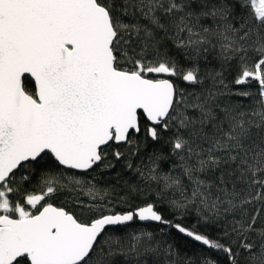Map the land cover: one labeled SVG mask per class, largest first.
Here are the masks:
<instances>
[{
    "label": "snow or ice",
    "instance_id": "6c2138e0",
    "mask_svg": "<svg viewBox=\"0 0 264 264\" xmlns=\"http://www.w3.org/2000/svg\"><path fill=\"white\" fill-rule=\"evenodd\" d=\"M165 133L171 170L154 154L137 171L218 238L165 218L135 185L119 203H143L105 207L109 191L80 175ZM136 221L222 258L182 256L164 228L127 231ZM0 264H264V0H0Z\"/></svg>",
    "mask_w": 264,
    "mask_h": 264
},
{
    "label": "trees",
    "instance_id": "16d2710c",
    "mask_svg": "<svg viewBox=\"0 0 264 264\" xmlns=\"http://www.w3.org/2000/svg\"><path fill=\"white\" fill-rule=\"evenodd\" d=\"M180 64L182 66L188 67L190 66L191 62L180 58ZM204 67V63L201 62L202 73L204 71ZM172 80L178 85V87L188 88V86L178 77H173ZM133 139L135 141L133 145H124L120 148V150L124 152V156L121 158V160L117 161L111 155H109L108 159L111 161L114 167L105 170L97 169L96 172H92L90 174H80L86 180H92V178L95 177V179L92 180L93 184H95L100 190L107 189L109 191V195L104 201H101L100 204L117 211H127L136 207L137 204L144 202V196H140L129 201L127 205L119 203L120 196L128 191V187L130 185H135L137 188L147 193L148 201L157 202L156 207L162 212L165 218L172 220L173 223L182 224L189 229L194 228L199 232L210 236L211 238H218L219 229L216 227V225L211 223L205 224L202 221H199L197 212L194 209L189 208L187 213L182 216L175 214L174 211L169 207L168 203L169 200L174 198L173 193L171 191H164L162 196H158V190L163 188L162 183L157 184L155 181H146L137 171V169H141L147 173L148 169L152 167V161L156 160L154 154H159L165 157V159L156 160L157 172L160 175H164L171 170V165L167 159V157L171 156V144L169 142L168 134L165 133L162 139L159 141H153L150 137H145L143 134L135 135ZM129 149H131V153L129 152ZM129 162L133 165L132 168L127 166ZM40 175L41 173L39 171L32 174L31 182L26 185L29 191L39 190L41 187ZM65 196V193H58L55 197L51 198V202L55 205H62L65 202ZM175 196L178 198L179 194L177 193ZM161 199H163V203L158 202ZM108 201H111V203H108ZM69 207L72 208L76 206L69 202ZM161 228H164V237L169 239L170 242L174 243L178 247L182 256L196 259L202 255L211 254L213 258H222V254L212 252L211 250L206 249V247L188 240L175 229L168 228L167 226L140 224L136 221L131 225L130 228L127 229V231L130 232L136 229L151 231L159 237L161 235ZM124 231V229H120V232L117 234H122Z\"/></svg>",
    "mask_w": 264,
    "mask_h": 264
},
{
    "label": "water",
    "instance_id": "95a60500",
    "mask_svg": "<svg viewBox=\"0 0 264 264\" xmlns=\"http://www.w3.org/2000/svg\"><path fill=\"white\" fill-rule=\"evenodd\" d=\"M172 79V78H171ZM185 83V82H184ZM186 84V83H185ZM187 85V84H186ZM188 86V85H187ZM138 135V134H137ZM138 223H140V224H151V225H158V224H156L155 222H139V221H137ZM182 236H183V234H181ZM183 237H185V236H183ZM185 238H187V237H185ZM188 240H190V241H192L190 238H187ZM192 242H194V243H196V244H198V245H200L198 242H195V241H192ZM202 246V245H201ZM203 247H205V246H203Z\"/></svg>",
    "mask_w": 264,
    "mask_h": 264
}]
</instances>
